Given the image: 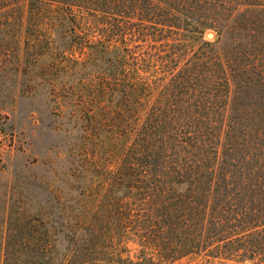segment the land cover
<instances>
[{"label": "rangeland", "instance_id": "obj_1", "mask_svg": "<svg viewBox=\"0 0 264 264\" xmlns=\"http://www.w3.org/2000/svg\"><path fill=\"white\" fill-rule=\"evenodd\" d=\"M149 3L157 6L160 16L151 14L144 24L137 18L129 21L128 36L139 29L146 36L127 43L128 64L139 66L142 75L152 77L143 61L133 63L147 56L148 50L179 65L181 71L176 79L158 71L160 76L152 79L156 83L147 91V99L143 98L147 110L159 98V84L170 85V92L163 91L161 104L178 107L182 123L195 119L187 110L194 109L199 96H204L209 121L229 126L223 139L227 143L230 138L228 143L235 147L226 149L243 156V126L264 127V85L250 79L255 73L249 67L250 60L264 61V0ZM25 8L24 4L22 10ZM22 10L17 15L21 20L8 33L1 32L4 38L0 39V264H119L120 257L137 260L141 247L116 233L46 231L58 218L67 225L99 220L97 212L103 213L99 208L109 172L117 168L130 141L128 136L119 138L121 114L111 96L118 94L127 100V109L132 102L127 98L130 86L126 78L120 84L110 83L105 92L102 79L108 68L99 58L89 62L79 53L77 41L87 43L88 37L97 34L96 29L83 25L76 30L57 28L53 39L47 38V30H36L32 35L41 40L34 52L41 53V58L37 60L35 53L29 58L24 53L26 12ZM65 41L76 45L73 53L45 55ZM218 58L225 63L230 85L222 84L224 69L216 65L212 82L202 87L204 82L196 79L199 63H220ZM188 71L195 73L188 86L196 84L198 91L194 93L191 87L185 94L187 86L181 77ZM127 109L125 118H130ZM58 204L59 213L54 212ZM39 209L43 214L36 212ZM160 264L259 263L200 254Z\"/></svg>", "mask_w": 264, "mask_h": 264}, {"label": "trees", "instance_id": "obj_2", "mask_svg": "<svg viewBox=\"0 0 264 264\" xmlns=\"http://www.w3.org/2000/svg\"><path fill=\"white\" fill-rule=\"evenodd\" d=\"M149 1L153 0H0V39L4 38L1 32L8 33L21 20L17 15L25 4L27 57L35 53L37 60L41 58V53L34 52L41 39L32 32L45 29L47 38L53 39L57 28L86 26L97 34L88 37L87 43L77 41L79 53L89 62L99 58L108 68L102 79L105 92L110 83L120 84L125 78L129 83L124 84L130 86L129 109L123 97L111 96L121 114L119 138L128 136L130 141L117 168L109 172L99 208L103 213L97 212L99 220L67 225L58 218L46 231L116 233L141 247L137 260L120 257L119 264H160L200 254L264 264V127L243 126V156H238L226 149L235 147L228 143L230 138L227 143L223 139L229 126L209 121L204 96H199L194 109H186L195 119L182 123L178 107L161 104L170 85L159 84V98L147 110L143 98L147 99V91L155 85L152 79L160 76L158 71L171 74V79L181 71L179 65L148 50L147 56L133 63L143 61L152 77L142 75L139 66L128 64L127 43L146 36L143 29L128 36L129 21L137 18L144 24L151 14L160 16L157 6ZM74 46L65 41L56 47L57 52L49 50L45 55L66 56V51H75ZM218 59L220 63H199L196 79L204 82L202 87L212 82L216 65L224 69L222 84L230 85L225 63ZM250 61L255 73L250 79L264 85V61ZM181 79L187 86L185 94L191 87L194 93L198 91L196 84L188 86L195 79L193 71L184 72ZM126 109L130 118H125ZM59 210L58 204L54 212ZM36 212L43 214L40 209Z\"/></svg>", "mask_w": 264, "mask_h": 264}]
</instances>
